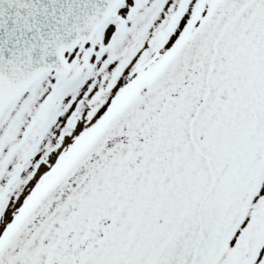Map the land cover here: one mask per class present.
I'll return each mask as SVG.
<instances>
[{
	"label": "snow or ice",
	"instance_id": "1",
	"mask_svg": "<svg viewBox=\"0 0 264 264\" xmlns=\"http://www.w3.org/2000/svg\"><path fill=\"white\" fill-rule=\"evenodd\" d=\"M0 264H264V0H0Z\"/></svg>",
	"mask_w": 264,
	"mask_h": 264
}]
</instances>
